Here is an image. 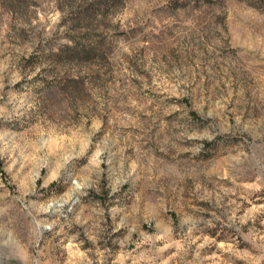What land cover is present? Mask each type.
<instances>
[{
  "label": "rangeland",
  "instance_id": "obj_1",
  "mask_svg": "<svg viewBox=\"0 0 264 264\" xmlns=\"http://www.w3.org/2000/svg\"><path fill=\"white\" fill-rule=\"evenodd\" d=\"M0 264H264V0H0Z\"/></svg>",
  "mask_w": 264,
  "mask_h": 264
},
{
  "label": "trees",
  "instance_id": "obj_2",
  "mask_svg": "<svg viewBox=\"0 0 264 264\" xmlns=\"http://www.w3.org/2000/svg\"><path fill=\"white\" fill-rule=\"evenodd\" d=\"M21 1L22 0H1V3L4 7L12 11V9H15V7H17V5L21 4ZM82 52H85L87 54L90 51L89 50L83 51L79 49V47L77 46L66 45L60 50V53L57 54V56L61 57V55L63 54H69V55H72V57H74V55L79 56Z\"/></svg>",
  "mask_w": 264,
  "mask_h": 264
}]
</instances>
